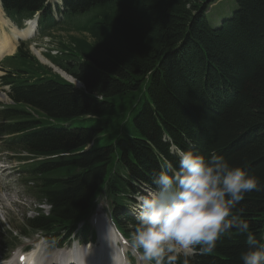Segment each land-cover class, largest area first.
<instances>
[{
	"label": "trees",
	"instance_id": "1",
	"mask_svg": "<svg viewBox=\"0 0 264 264\" xmlns=\"http://www.w3.org/2000/svg\"><path fill=\"white\" fill-rule=\"evenodd\" d=\"M62 1L56 21L46 0H2L15 21L41 11L43 28L76 31L56 64L83 88L26 52L3 78L14 99L46 118L23 138L33 157H53L31 168L54 207L33 226L74 225L104 187L120 205L135 184L156 189L155 176L167 163L178 167L180 152L215 153L264 183V0H236L215 28L207 10L218 0ZM51 119L82 125L57 128ZM233 214L264 242V191L246 193ZM248 247L247 234L233 229L185 261L243 264Z\"/></svg>",
	"mask_w": 264,
	"mask_h": 264
},
{
	"label": "clouds",
	"instance_id": "2",
	"mask_svg": "<svg viewBox=\"0 0 264 264\" xmlns=\"http://www.w3.org/2000/svg\"><path fill=\"white\" fill-rule=\"evenodd\" d=\"M178 167L167 163L154 178L156 190L143 198L139 226L128 241L143 264H176L177 255L194 247L211 252L225 234H247L243 264H264V242L245 219L233 214L246 193L264 191V183L215 153L207 157L180 152Z\"/></svg>",
	"mask_w": 264,
	"mask_h": 264
},
{
	"label": "bare ground",
	"instance_id": "3",
	"mask_svg": "<svg viewBox=\"0 0 264 264\" xmlns=\"http://www.w3.org/2000/svg\"><path fill=\"white\" fill-rule=\"evenodd\" d=\"M213 4H211V6H213ZM211 6L209 7L210 9H211ZM209 8H208V10H209ZM208 10H207V14L210 12V11L208 12ZM34 27H35V21L32 20V21L28 22L26 28H24L23 30L19 29L18 27L13 25L11 22H9L8 19H6L3 16V11H2V9L0 7V58H2L5 54L14 53L16 51L17 44L20 41V39H26V38L30 37L31 34L33 33ZM7 29H9V31ZM40 57H42V56L40 55ZM76 82H78V81H76ZM8 98H9V96L6 93H1L0 92V100H6ZM146 187H148V186H146ZM93 205H94V202L91 201L87 205V207L88 206H93ZM125 210L128 213L131 212V210L129 208L125 207ZM102 212H100L99 209L97 210V213H96V217H97L96 220L97 221H96L95 224L99 228L105 229L107 236L110 238L109 243L98 244L97 246L99 247V249H97L96 246H91L88 249V251L85 252V253H73L72 250L63 251V252L50 251L49 253H54V254H53V256L47 258V260H54V259H57V257L65 258L67 260H71L76 255L83 254V256H85L87 258V260L89 261V264L90 263L94 264V262H96V261H98V264H108L110 262H104L103 263V261H104V259H107L110 256L111 253H113V254L116 255L118 260L121 259L119 264H125L124 263V258H122L120 256V251L115 246V240L113 238V233L109 231V228H111L112 231H114L115 227L112 224H110V223H108L106 221V219H105L106 213H104V212L102 213ZM130 225H132V224H130ZM27 246L28 245H25L24 248L27 247ZM55 252L57 254H55ZM18 258L19 257H17V259ZM80 264H86V263L85 262H81ZM140 264H143V261H141Z\"/></svg>",
	"mask_w": 264,
	"mask_h": 264
},
{
	"label": "rangeland",
	"instance_id": "4",
	"mask_svg": "<svg viewBox=\"0 0 264 264\" xmlns=\"http://www.w3.org/2000/svg\"><path fill=\"white\" fill-rule=\"evenodd\" d=\"M235 7H236V0H218L216 3L213 4V6H211V9L209 8V10H208V12L210 11L207 14L208 15V19H209V23L213 27L218 25V23L221 20V17L223 15H231L233 10L235 9ZM61 20H62V16L59 15V20L58 21H61ZM9 22H10V20H9ZM7 30L9 31V29H7ZM37 42H39V41H37ZM35 47H36V49L38 51H40V54L45 58L43 52L46 50V45L42 46V47H38V46H35ZM39 57H40V55H39ZM40 58H42V57H40ZM44 61L49 62L46 58H45ZM7 62L9 63L10 61L8 60ZM2 74H3V71H2V69L0 67V76ZM66 74H67V72H66ZM1 90H2V87H1V84H0V91ZM20 192H22L25 196H28V194H29V190L26 189L23 186H20ZM0 200H1V197H0ZM28 201H29L28 205L30 204V202L34 201L32 193L29 194ZM101 203L105 204L104 201H101ZM44 210L47 211L48 210V206L44 207ZM99 210H100V212L103 211L105 213V211L103 209H99ZM33 215H34V212H26L20 206H13V211H12V213H10V215H6V214H4V216L0 215V221H1L0 233H2V236H0V238L7 236L6 234H7V231L9 230L8 229V225H10V223H13L14 226H18V225L24 223L26 217H31ZM2 220L3 221L5 220V222H2ZM4 232H6V233H4ZM53 254L54 253H49V256L47 258L53 256ZM55 254H57V253L55 252ZM57 258H60V257H57ZM112 260H116V262L118 264L121 261V259H119V260L117 259L115 254L111 253L110 256L107 259H104L103 263L104 262H110ZM94 264H98V261L94 262Z\"/></svg>",
	"mask_w": 264,
	"mask_h": 264
},
{
	"label": "water",
	"instance_id": "5",
	"mask_svg": "<svg viewBox=\"0 0 264 264\" xmlns=\"http://www.w3.org/2000/svg\"><path fill=\"white\" fill-rule=\"evenodd\" d=\"M77 85H80V84L77 83Z\"/></svg>",
	"mask_w": 264,
	"mask_h": 264
}]
</instances>
